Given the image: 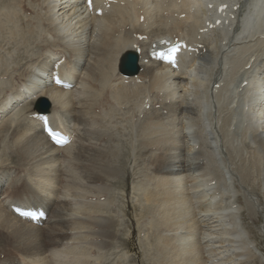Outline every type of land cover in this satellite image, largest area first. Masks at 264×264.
I'll return each instance as SVG.
<instances>
[{"label": "bare ground", "instance_id": "6f19581e", "mask_svg": "<svg viewBox=\"0 0 264 264\" xmlns=\"http://www.w3.org/2000/svg\"><path fill=\"white\" fill-rule=\"evenodd\" d=\"M194 1L112 0L109 8L95 1L91 12L84 0H0V28L13 23L19 32L20 23L24 35L32 38L39 50L37 57L31 56L23 67L12 72L15 76L5 71L13 84L0 103V264H66L68 254L77 261L75 248L83 242L75 244V248L71 242L79 237L78 228L86 223L74 224L73 216L80 209L83 216L95 219L85 220L97 223L93 227L101 228L108 245L107 239L116 234L111 232L115 218L110 211L103 212L107 204L100 200L94 203L92 198L99 197L94 194L103 185L114 184L119 175V166L112 164L116 145L103 123L107 115L117 110L126 111L125 120L138 121L140 125L137 156L147 157L154 186L147 205L151 203L161 219L155 232L165 261H169L170 252L172 260H182L176 264H200L197 253L201 262L211 264L214 253L233 259L242 257L238 250L252 261L257 256L264 261L248 231L241 227L243 205L234 207L240 197H248L247 204L255 201L248 189H241L247 181L250 186L255 184L257 175L251 181L254 168L260 170L264 200V0H212L211 5H226L228 10L220 17L221 26L204 34L200 31L207 24H215L216 12H206ZM98 9H102L101 16L96 13ZM162 37L184 39L197 52L182 56L180 69L168 72L166 66L149 60L150 49ZM130 53L138 57L134 74L123 72L124 60ZM60 62V77L72 85L66 91L52 84V72ZM42 100L50 104L47 116L52 128L64 129L71 136L67 147L53 146L44 135L41 122L33 118L40 114L33 111V105L37 101V107ZM93 149L110 159L99 163L101 169L95 173L98 186H93L92 170L85 169L90 171L87 174L80 166L79 172L66 169L73 154H91ZM247 158L253 159L254 172L247 167ZM134 173L130 170V183L123 184L131 199L135 192L147 193L146 189L135 188ZM236 183L241 191L235 190ZM137 186L140 188V183ZM217 202L226 205L217 208ZM13 205L41 208L47 212V219L33 225L13 214ZM124 209L134 224L132 206L128 204ZM260 213L264 219V206ZM83 216H77L78 220ZM69 220L72 229L63 232V239L53 245L46 242L47 247L45 240V246L40 244L43 235H56L62 231L61 222ZM261 231L264 237V224ZM142 239L133 233L127 240L135 256L142 249ZM84 248L79 252L85 253Z\"/></svg>", "mask_w": 264, "mask_h": 264}, {"label": "rangeland", "instance_id": "374dc122", "mask_svg": "<svg viewBox=\"0 0 264 264\" xmlns=\"http://www.w3.org/2000/svg\"><path fill=\"white\" fill-rule=\"evenodd\" d=\"M37 11V8H35V12ZM28 16L30 17V16H32L31 15V12H29L28 13ZM15 26H14V24L13 23H9V24H7L6 26H4L3 28H0V53H1V56H0V103L4 100V98H5V93H6V91H8L9 90V88H11V86H12V81H10V78L11 77H8L7 75H5V71H6V73L7 74H10V75H14L15 76V71L17 70V69H19L20 67H23L30 59H31V56H33V57H37L39 54V50H38V47H37V44H35L34 43V40L32 39V38H30V37H28V36H26V35H24V33L22 32V30H21V24L19 23L18 24V30H19V32L16 30V28H14ZM11 30V31H10ZM14 32H18L17 34H15ZM2 33V34H1ZM11 33V34H10ZM9 34V35H8ZM3 40H8V41H3ZM2 42V43H1ZM7 42V43H6ZM6 45H5V44ZM4 45V46H3ZM6 46V47H5ZM7 51V52H6ZM7 69V70H6ZM12 69V70H11ZM16 69V70H15ZM4 71V72H3ZM10 72V73H9ZM12 72H14V73H12ZM3 74V75H2ZM13 76V77H14ZM2 78V79H1ZM6 80V81H5ZM2 81V82H1ZM3 93V94H2ZM5 94V95H4ZM4 96V97H3ZM2 98H3V100H2ZM35 104V103H34ZM159 105V104H158ZM158 107V106H157ZM36 109V108H35ZM35 109H34V105H33V111H35ZM148 110V109H147ZM122 111V112H121ZM118 112V113H117ZM124 113V114H123ZM112 113H110L109 115H107L106 117H105V119H104V121H103V123H104V125H105V127L104 128H106L107 126V133L111 136V138H112V142L116 145V153H115V157H114V160L112 161V164L113 165H115L116 167L117 166H119V167H117L118 168V170H119V175L117 176V178L115 177V179L113 180V183L114 184H112V185H110V187L109 186H106V185H103L102 186V188L101 189H99L98 190V193H96V194H94V196H98L99 194H100V196L99 197H93L92 198V202H96L97 200H100V201H102L101 203L103 204H107V206L106 207H109V209L108 208H106L105 207V209L106 210H104V208H103V212H109V214H113V216H114V221L112 222V225H111V227L113 228V229H111L112 231V235H113V233L115 234V235H113V238H111V239H107V241L109 242V243H107L108 245H106V243H104V241H105V239H104V237H103V235H101L102 233H101V228L99 229V227H96L97 225V223H91V222H88V221H86V220H95V219H92V218H87L88 216H83L84 214H81V212L83 211L82 209H80V210H76V212H79L78 214L76 213H74L75 215L73 216V217H75L76 219H74L73 217V219H74V224H76L75 222H77V224L79 223V222H83V223H85V225H84V227L81 225L80 227L81 228H83V230L85 231H83V233L82 232H80L81 231V228L79 227L78 229H79V232H78V230H76V232H78L79 234H77L78 236V238H79V240H78V238H75V239H73V242H71L72 243V245H74V248L75 247H78L77 245H79V244H81V242H83L82 243V245H80L79 246V250H81L82 248H84V247H82V246H85V253L83 252L84 250H82V251H80L79 252V250L77 249V248H75V251H76V253H78L79 255H78V260H79V262L81 261V263L80 264H82V262H83V264L84 263H86V264H176V263H178V262H181L182 260H180V261H174V260H172V257H173V255L170 253V252H168L167 253V256H168V259H169V261H165V257H163V252L161 253L160 252V248L161 247H159V245L161 246V243H159L158 242V234L156 233V232H158L157 230H155V228L161 223V219L160 218H158V216H156L155 214V212L153 211V209H152V204L151 203H149L148 205H147V198L149 197V195H150V190H153V183L151 182V178H150V173L151 172H149L148 171V167H147V157H145V156H141V155H144V154H139V157L137 156V152H138V150H137V148H140V143H139V127H140V125H139V122L138 121H127V120H125V115H126V111L124 112L123 110H117L116 111V113L114 112L112 115H114V116H112L111 115ZM115 118V119H114ZM124 118V119H123ZM110 120V121H109ZM127 121V122H126ZM125 122V124L126 125H124L123 126V123ZM135 122V123H134ZM108 123V124H107ZM110 123V124H109ZM121 123V124H120ZM131 124H132V126H131ZM134 124V125H133ZM103 125V126H104ZM107 125V126H106ZM138 125V126H137ZM115 126V127H114ZM121 126V127H120ZM132 127H135V128H132ZM111 128V129H110ZM120 129V130H119ZM133 129V130H132ZM135 129V130H134ZM132 131V133H133V138H132V133H131V131ZM117 131V132H116ZM128 131H130V132H128ZM127 132V133H126ZM114 134H116V135H114ZM112 135H114V136H112ZM130 136V137H129ZM126 137V138H125ZM128 137V138H127ZM137 137V138H136ZM132 138V140L134 141V142H132V140H130ZM127 140H129V142L131 141L132 143H133V145L131 144V142L129 143ZM125 141L127 142V143H129V144H127V143H125ZM138 142V143H137ZM120 143V144H119ZM129 145H131V146H129ZM129 146V147H128ZM118 148V149H117ZM129 148H130V150H129ZM120 149V150H119ZM128 149V150H127ZM118 150V151H117ZM85 152V151H84ZM84 152H82V153H80V154H73L72 155V158H71V161L73 162H71L70 161V163L68 164V165H66V169L67 168H69V169H71V171L72 172H74L73 170H75V171H78V170H80L81 171V168H83L82 169V171H86V170H92L91 171V173H90V171H86L87 172V174L88 173H90V175L93 173V176H92V178H93V180H94V184H93V186L95 185V186H98V184H100V182L98 183V181H95L96 179H97V175L95 174L99 169H101V166H100V164L99 163H101V164H105V163H107V162H109V158L107 157V155L104 153V152H102V151H99V150H96V149H93V152L94 153H92L91 152V154H90V152L89 151H86L85 153ZM128 153V154H127ZM93 154L95 155V156H93ZM89 155H91V156H89ZM79 156V158H77ZM90 157V160H88L87 158H89ZM76 157V158H75ZM83 157V158H82ZM86 157V158H85ZM92 157H94V159H96V160H94ZM117 157V158H116ZM135 157V158H134ZM126 158V159H125ZM82 159V160H81ZM83 159H86L85 161L83 160ZM118 159V160H117ZM140 159V160H139ZM75 160V161H74ZM88 160V161H87ZM93 160H94V162H93ZM126 160V161H125ZM247 161H246V163H247V167H252V169H251V171L252 172H254V170H256L255 171V174H252V176H251V181L252 182H254L256 179H255V177H256V175L258 176V177H256L257 178V180H256V182H255V184H252L251 186L248 184V181L246 182V184H241V186L243 185V186H245L244 188H241V187H239L240 186V184L239 183H236L235 184V190H240L241 191V189H242V191H245L244 189H248L249 190V192H250V194L251 195H253L255 198H257L258 199V201H256L257 199H255V198H253L255 201L253 202V203H250V204H247V202H248V197H244V199H243V197H240V199L238 200H235V202H234V207H236V206H238L239 204L240 205H243V207H244V211H243V213H242V216L240 217V223H241V227L244 229V230H246V231H248V234H249V238H250V240L251 241H253L255 244H256V247H257V249H258V251H259V253L261 252L262 253V255H264V237H263V235H262V231H261V227H262V225L264 224V219H263V217H262V213H260L261 212V207H263L264 206V200H263V198H262V192H261V187H260V183H259V175H260V170L259 169H257V168H254V170H253V165L255 164H253V159L252 158H247L246 159ZM98 161V162H97ZM125 161V162H124ZM136 161V165H135V168H134V162ZM239 159L238 160H236V162L237 163H239ZM243 162H244V165L246 166V163H245V161L244 160H242ZM113 162H115V163H113ZM122 162V163H121ZM251 162V163H250ZM89 163L90 164H94V167L91 165H89ZM78 164V165H77ZM88 164V165H87ZM99 164V165H98ZM73 165H77V166H73ZM124 165H125V167H126V169H125V167H124ZM131 165V166H130ZM248 165H250V166H248ZM68 166V167H67ZM71 166V167H70ZM73 166V167H72ZM78 166H80L81 168H78ZM85 166H87V168L85 167ZM88 166H90V168L88 167ZM98 166V167H97ZM97 167V168H96ZM236 167H238V165H235V169H236ZM73 168H75V169H73ZM94 170H93V169ZM99 168V169H98ZM120 168V169H119ZM131 168V169H130ZM77 169V170H76ZM86 169V170H85ZM136 169H137V171H136ZM130 170H133L135 173H134V176H133V178H134V184H135V188L136 189H140L139 191H144L145 189V191H147V193L146 192H141V193H137L136 194V192L134 193V197L131 199L130 198V196L128 195V192H127V188H125V187H123V184H129L130 182V179L129 178H131L130 176H131V174H130ZM124 171H125V173H124ZM79 172V171H78ZM85 172V173H86ZM76 173V172H75ZM79 174V173H78ZM127 174V175H126ZM136 174V175H135ZM120 175H123V176H125L124 178H125V180L122 178L123 176H120ZM255 175V176H254ZM96 176V177H95ZM254 176V177H253ZM129 180H128V179ZM137 181H136V180ZM144 179V180H143ZM123 180V181H122ZM127 181V182H126ZM143 182V181H145V182H143V183H141V182ZM125 182V183H124ZM136 182V183H135ZM147 182V183H146ZM138 183H140V188H139V186H137L138 185ZM146 183V184H145ZM150 183V184H149ZM152 183V184H151ZM257 183V184H256ZM247 184H248V187H247ZM145 187H144V186ZM146 185H149V186H146ZM257 185V186H256ZM259 185V186H258ZM111 186H113V187H111ZM114 186H115V188H114ZM119 188H118V187ZM143 186V187H142ZM153 186V187H152ZM21 186H19L18 185V187L17 188H20ZM142 187V188H141ZM147 187V188H146ZM252 187V188H251ZM96 188V187H95ZM109 188V189H108ZM110 188H111V190H110ZM144 188V189H143ZM241 188V189H240ZM257 188V189H256ZM105 189V190H104ZM124 189V190H123ZM256 189V190H255ZM71 190V189H70ZM110 191V192H109ZM113 191V192H112ZM78 192H81V191H78ZM70 193V192H69ZM107 193V194H106ZM149 193V194H148ZM71 195L73 194L72 193V191H71V193H70ZM106 194V195H105ZM142 195L141 197H139V195ZM146 195L145 197L143 196V195ZM103 196V197H102ZM108 196H110V197H108ZM252 196V197H253ZM139 198H141V199H139ZM105 199V200H104ZM145 199V200H144ZM260 199V200H259ZM142 201L141 203H140V201ZM139 201V202H138ZM82 202V201H81ZM137 202V203H136ZM144 202V203H143ZM246 202V203H245ZM146 203V204H145ZM256 203V204H255ZM79 204H81V203H79ZM110 204H113V205H110ZM128 204H130L131 206H132V208H133V212H134V220H135V222H134V224H132V222L131 221H129L128 220V218H127V216L125 215V206H127ZM143 204V205H142ZM220 204V205H219ZM237 204V205H236ZM221 205H222V207H221ZM226 204H224V203H216L215 204V206L217 207V208H223V206H225ZM257 207V208H256ZM111 208V209H110ZM112 209H113V211H112ZM120 209V210H119ZM143 209V210H142ZM144 209H146V210H144ZM116 211V212H115ZM130 211V209H128V212ZM107 212V213H108ZM113 212V213H112ZM115 212V213H114ZM144 212V213H143ZM71 213H73V211L71 212ZM106 213V214H107ZM116 213H117V215H116ZM83 216L82 218H84V219H82L81 217V219L79 218V220H78V217L79 216H81V215ZM151 214V215H150ZM152 214H154V215H152ZM102 215V214H101ZM124 215V216H123ZM78 216V217H77ZM86 217V218H85ZM101 217V216H100ZM151 217H152V219H151ZM141 218H143V219H141ZM156 218V219H155ZM158 218V219H157ZM73 219H71V221L73 220ZM86 219V220H85ZM142 222H141V221ZM71 221L69 220V222L68 221H65V222H61V226L59 227V228H61L62 226V233L60 232V231H57L56 233V235H48V238L50 239V242L48 241L49 239L47 238V236H45V235H43V238H42V240H41V242H40V244L42 245V244H44V240H45V244H46V247L47 246H49V245H53V243L52 242H56L57 240H59V239H63L64 238V235H63V232L65 231H68V230H71L72 228H71V226H72V223H73V221H72V223H71ZM66 222H68V223H66ZM137 222V223H136ZM141 222V223H140ZM155 222V223H154ZM243 222V223H242ZM62 223H63V225H62ZM140 223V224H139ZM157 223V224H156ZM66 224H68V227H67V225ZM88 226H87V225ZM156 224V225H155ZM70 225V226H69ZM93 225H96V226H94L93 227ZM137 227H136V226ZM150 225V226H149ZM85 226H87L86 228H85ZM89 226H92V228L91 227H89ZM98 228V229H96V228ZM115 227V228H114ZM150 228V229H148L147 230V228ZM71 228V229H70ZM86 230H85V229ZM117 228V229H116ZM154 228V229H153ZM175 228L176 229H178V227H177V225L175 226ZM89 229H91V231H87V230H89ZM95 229V230H94ZM137 229H139V231H141L140 233H137L138 232V230ZM157 229V228H156ZM57 230H60V229H57ZM92 230H93V232H92ZM149 230H151V232L149 231ZM95 231H96V233H95ZM99 231V232H98ZM156 231V232H155ZM60 232V233H59ZM97 232H98V234H97ZM153 232V233H152ZM60 235H59V234ZM87 234V235H85V234ZM129 233V234H128ZM138 234V237L140 238V240H141V238H143L144 237V239H145V241H143L144 239H142V242H143V245H142V249H141V251L139 252V254H138V256H135L134 255V253H132L131 251H130V248H129V245H128V242H127V240H128V238H129V236H132V234ZM144 233V234H143ZM85 235V240H84V238H83V236ZM88 234H90V236L92 237H87V236H89ZM92 234H94V235H92ZM152 234V235H151ZM58 235V236H57ZM83 235V236H82ZM97 237H96V236ZM102 236V237H100V236ZM126 235H128V238H127V236ZM143 235V236H142ZM50 236H52V239L50 238ZM80 236H82V237H80ZM95 236V237H94ZM114 236H116V238L114 237ZM147 236V237H146ZM59 237V238H58ZM89 239V240H87V238ZM120 237V238H119ZM127 239H126V238ZM152 237V238H151ZM80 238H83V239H80ZM104 240H103V239ZM119 238V239H118ZM92 239H93V241H92ZM95 239H96V242H95ZM98 239V240H97ZM101 239V240H100ZM115 239H116V241H115ZM126 239V240H125ZM150 239H151V241H150ZM81 240V241H80ZM91 240V241H90ZM148 240H149V242H148ZM68 241H69V239H68ZM101 243H100V242ZM125 241V242H124ZM46 242H48V244L49 245H47V243ZM89 242V243H88ZM92 242H93V245H92ZM116 242V243H115ZM122 242V243H121ZM145 242V243H144ZM96 243V244H95ZM147 243H149V244H147ZM158 243V244H157ZM75 244H77V245H75ZM84 244H87V245H84ZM96 245V247L98 248V250L101 252H99V251H97V249H96V247H95V245ZM110 244H112L111 246H110V248H109V245ZM122 244H125L124 246L122 245ZM99 245V246H98ZM118 245V246H117ZM122 245V246H121ZM148 245V246H147ZM226 247H225V246ZM223 246H224V248H227L228 247V245H229V243H227V244H224ZM42 246H45V245H42ZM88 246H92V247H90L92 250H90V248L88 247ZM102 246V247H101ZM107 246V247H106ZM115 246V247H114ZM120 246V247H119ZM127 246V247H126ZM82 247V248H81ZM119 247V248H118ZM81 248V249H80ZM88 248V249H87ZM93 248H95V250L93 251ZM109 248V249H108ZM116 249V250H115ZM102 250H104V251H102ZM108 250V251H107ZM162 250V249H161ZM96 251H97V253H99V254H97L96 253ZM221 251H224V250H221ZM240 253H241V255H242V257H239V258H233V259H238V261H236V262H234V264H264V261H261V257H256L255 258V260L254 261H252V259H248V257L247 256H243L244 255V252L242 251V250H238ZM86 252L88 253V252H90V255H89V253L87 254V256H86ZM95 252V253H94ZM103 252V253H102ZM116 254H115V253ZM119 252V253H118ZM85 255H84V254ZM82 256H81V255ZM94 254V255H93ZM68 255H70L69 257H68V259H66L65 260V263L66 264H68L67 263V260H68V262H69V260L70 261H72V262H69V264L71 263V264H79V262H78V260L77 261H75V259H73L74 258V255L73 254H68ZM84 255V256H83ZM102 255V256H101ZM119 255V256H118ZM225 255V256H224ZM224 255H218V254H215L214 253V256H213V258H211V260H210V263L211 264H217V263H219V262H221L222 264H228L229 263V261L230 260H233V259H230V258H228L227 256H226V254H224ZM79 256H81V258L82 257H84L85 259H81ZM109 256V257H108ZM211 256V255H210ZM224 256V257H223ZM73 257V258H72ZM92 257H93V259H95V260H93L92 259ZM195 257L198 259V261L200 262V264H205L204 263V261L202 260V262H201V257L196 253V255H195ZM203 257H204V255H203ZM92 260H91V259ZM223 258V259H222ZM241 258V259H240ZM260 258V259H259ZM81 259V260H80ZM75 261V263H74V261ZM85 260V261H84ZM86 260H87V262H86ZM97 260V261H96ZM115 260V261H114ZM218 260H220L219 262H217ZM90 261V262H89ZM93 261V262H92ZM106 261V262H105ZM89 262V263H88ZM95 262V263H94ZM115 262V263H114ZM227 262V263H226ZM56 263H58V264H62V262L60 263L59 261H56V262H54V263H51V264H56Z\"/></svg>", "mask_w": 264, "mask_h": 264}, {"label": "water", "instance_id": "95a60500", "mask_svg": "<svg viewBox=\"0 0 264 264\" xmlns=\"http://www.w3.org/2000/svg\"><path fill=\"white\" fill-rule=\"evenodd\" d=\"M125 60H126V63L128 65H124L123 71L126 74H134L135 71H136L135 69L137 67L136 57L134 55L133 56L132 55H128ZM49 109H50V104L47 103L45 100H42L41 104H38L37 107H36V111H38L40 113V115L48 114Z\"/></svg>", "mask_w": 264, "mask_h": 264}, {"label": "snow or ice", "instance_id": "6c2138e0", "mask_svg": "<svg viewBox=\"0 0 264 264\" xmlns=\"http://www.w3.org/2000/svg\"><path fill=\"white\" fill-rule=\"evenodd\" d=\"M90 3H91V0H90ZM57 82H59V80ZM49 134L53 137V139L55 140V142L58 143V144L63 145V144H66L68 142L65 137H62V136H60L57 133H54V132H51L50 131Z\"/></svg>", "mask_w": 264, "mask_h": 264}]
</instances>
